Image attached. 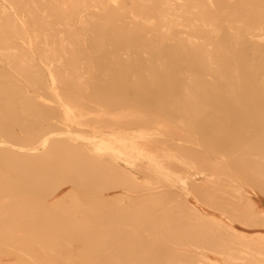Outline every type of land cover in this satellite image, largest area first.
Segmentation results:
<instances>
[{"label": "bare ground", "instance_id": "obj_1", "mask_svg": "<svg viewBox=\"0 0 264 264\" xmlns=\"http://www.w3.org/2000/svg\"><path fill=\"white\" fill-rule=\"evenodd\" d=\"M260 196L264 0L1 1L0 264H264Z\"/></svg>", "mask_w": 264, "mask_h": 264}, {"label": "rangeland", "instance_id": "obj_2", "mask_svg": "<svg viewBox=\"0 0 264 264\" xmlns=\"http://www.w3.org/2000/svg\"><path fill=\"white\" fill-rule=\"evenodd\" d=\"M1 1L2 0H0V3H1ZM6 7L7 6H5V8ZM36 58L39 59V57H36ZM40 61L43 63L42 66H43V68L45 70H47L49 67H55V66H57L56 64H53L52 65V64L45 63L42 59H40ZM91 76H92V74L83 75L82 76V78H83L82 81L84 83H87L88 82V79ZM117 111L118 110H115V109L112 110L113 113H115ZM172 125L177 127V130H174L176 133L183 134V132H185L184 128H182L181 125L178 122L173 121L172 122ZM72 135L78 138V136L75 133H73ZM83 137H85L86 140H87V141H84L83 140V142L93 143L94 141H96V139H94L92 137V135L90 133H88V132H86L85 134H83ZM169 141L177 149L182 148L183 147L182 145H186L182 141H179V138L178 137H174L172 139H169ZM78 142L79 143H82L81 141H78ZM247 148H248L247 145H242V146H240V149L238 150V152L243 151V150H246ZM199 149H200V153L194 154L195 156L201 157V158H205V159L209 160L211 163L215 164L217 167H219V165L224 166V162L223 161H220L216 156H214L210 152H207V150L204 147L203 148L200 147ZM140 168L141 169H146L147 166H146V164L143 163L140 166ZM191 173H194V171H192ZM134 174L138 178H142L144 176L143 172H140V173L134 172ZM194 177L196 179H199V178H201V175H195ZM207 179L209 180L208 181V184L209 185L214 186V185L217 184V182L215 180L211 179V177H207ZM238 183L239 182H236L233 185L238 184ZM70 190H71V187L70 186H64L60 190V193L59 194L62 195L64 193H66V192H69ZM171 191H174L175 193H177V195L180 198H183L185 196L181 192V190L179 188H173V189H171ZM143 193H145V192H139L138 194L132 193L130 195V199L129 200H133V199H135L137 197V195L143 194ZM121 195H122V191L121 190H109L106 193H102L101 197L104 198V199H106V200H108V201H112V200H117V198L120 197ZM260 197L264 200V198L262 196H260ZM187 200L190 203H192V204L194 203L196 205L197 210H199L201 213H204L205 215H208V216L215 217L216 219L221 220L225 224L230 225V226H232L234 228H237L240 231H245V229L242 228L241 226L237 225L236 223H232L231 221H229L228 218H227V215L224 214V213H222L221 210H219V205L215 206L214 208H206L203 205H200V204L195 203V200H193L192 198H188L187 197ZM246 231L248 233H251L252 232V230H246ZM176 233H177V231H175V229H174L173 230V235L176 234ZM204 248L205 249H202V247H200L196 243H194L193 245H185L183 243L182 244L174 245L170 241H163V245H161V251H162V254H163L164 257L167 254H171L174 250H176V251H178L181 254L190 253L192 256H197V255L203 254L206 258H208L210 260H217V261L219 260V257L217 255H215V253H213L212 247L205 246Z\"/></svg>", "mask_w": 264, "mask_h": 264}]
</instances>
